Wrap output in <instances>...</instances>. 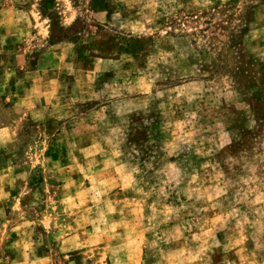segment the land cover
<instances>
[{
	"label": "clouds",
	"instance_id": "1",
	"mask_svg": "<svg viewBox=\"0 0 264 264\" xmlns=\"http://www.w3.org/2000/svg\"><path fill=\"white\" fill-rule=\"evenodd\" d=\"M41 2L0 0L23 9L0 32V264H264V0ZM60 45L105 73L61 78L43 62ZM53 139L70 145L63 166L40 157L55 206L10 197Z\"/></svg>",
	"mask_w": 264,
	"mask_h": 264
},
{
	"label": "rangeland",
	"instance_id": "2",
	"mask_svg": "<svg viewBox=\"0 0 264 264\" xmlns=\"http://www.w3.org/2000/svg\"><path fill=\"white\" fill-rule=\"evenodd\" d=\"M97 3H102V0H96ZM52 4V0H42L41 7L45 12H51V8L48 7V5ZM20 11H23L22 8H20L18 5L12 6L9 5V8H0V32L2 33H8L9 30L13 27V23L16 19V14ZM3 13H7L8 17L10 19H6ZM68 19L70 20L71 17L69 16ZM32 36H36V29H32ZM15 36H9V40H15ZM38 43H41L43 45V42L40 41V38L37 37L36 39L24 40L19 43V51H14L12 54L8 57H6V61L10 60L13 65H23L26 58L28 57L29 53L25 51V49H28L30 45H36ZM45 47L47 45H43L40 49L41 52H44ZM90 47L93 48H99L103 52H107L112 48V44L110 40H104L103 42L96 44L93 43L90 45ZM6 52L11 51L10 48L5 49ZM105 57L101 56L99 60L96 59V54L86 51L82 47H67L66 45H60L56 47L54 50L46 52L43 56V62L45 64L49 63L50 61L54 63L58 70L61 73V78H64L68 75V69H76L80 68L81 70H84L89 65H95L94 73L93 74H101L105 73L106 68L102 65V62ZM115 69H112L111 66L107 68V73L110 75L112 72H114ZM4 75V72L0 70V77ZM88 73H85V78L88 77ZM69 79H72L73 83L76 82L75 77H68ZM8 87L11 88L12 91H16L15 87V78H9L8 81ZM20 95H23V92L20 93ZM43 101V98H41ZM15 98L13 97V102ZM52 103L55 104L56 100L53 98ZM63 103V101H61ZM181 128V125L179 122L177 123V130L179 131ZM69 150L70 145L61 143L57 141L56 139H53L51 143L45 142L42 148V151L35 154V167L39 169V171L35 172L33 175H31L25 182L17 181L18 187L12 189L9 191V189L6 187L4 190L9 192L10 197H16L20 194L21 189L23 188L25 191L28 189H32L33 191H38L40 193V196L46 200L49 203H52L53 206H55V197L52 196V192L57 187V181L53 178H51L47 174V168L51 167L50 164L46 166H42L40 163V157H45V160H47L48 157H51L53 161H56L58 159H61V166L63 164L68 163V156H69ZM8 153H4L0 151V164H3L4 167H7V157ZM73 179H76L75 175H73ZM67 191H72V186L69 185ZM31 197V193H28L26 197H24V200H27ZM69 202H71V196L67 198ZM122 199H128V197H123ZM24 200H21L20 203L23 204ZM45 207H47V204H41L37 211H42ZM51 211V209H49ZM59 211V209H57ZM11 239H16V233H12ZM38 256H40V259L42 261L45 260V257L42 253L38 252ZM78 264H91V259L88 261L83 260V253H80V256L77 258Z\"/></svg>",
	"mask_w": 264,
	"mask_h": 264
}]
</instances>
